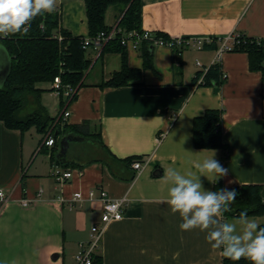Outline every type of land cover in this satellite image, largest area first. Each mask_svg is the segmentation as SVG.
I'll list each match as a JSON object with an SVG mask.
<instances>
[{
    "label": "crops",
    "instance_id": "obj_1",
    "mask_svg": "<svg viewBox=\"0 0 264 264\" xmlns=\"http://www.w3.org/2000/svg\"><path fill=\"white\" fill-rule=\"evenodd\" d=\"M140 7L141 29L188 40L180 48L182 68L176 71L171 47L153 45V68L143 69L139 80L99 86L120 69L121 54L104 52L99 57L100 50L88 45L91 63L84 84L67 105L65 122L91 121L112 155L147 157L146 165L139 172L131 166L119 168V176L100 160L65 167L64 161L52 159L50 146L38 149L42 132L37 130L33 141L25 134L28 129L21 132L0 121V188L9 195L0 201V264H73L78 242L87 241L92 223L100 220L99 189L110 198L127 197L123 216L106 223L95 251L102 264H224L205 232L180 230L179 214L162 202L169 187L164 174L169 168L197 173L195 165L215 152L214 158L229 170L218 181L221 187L264 184V75L249 69L245 52L228 50L219 61L221 84L204 85L202 75L194 81L197 72L215 62L216 48L228 35L264 38V0H141ZM56 11L62 28L88 36L84 0H58ZM116 21V9L108 17L106 11V24ZM196 37L203 39L201 48L192 44ZM126 52L128 65L142 68L139 48L127 47ZM9 65L10 56L0 43V84ZM39 86L51 88L50 83ZM59 102L52 89L40 95L50 116L58 115ZM207 108L223 111L226 157L222 148L193 144V118ZM160 132L164 136L158 139ZM55 163L81 167L82 174L74 171L59 183L50 173ZM131 171L135 175L128 178ZM201 181L214 191L207 178ZM90 189L95 196H89ZM74 195L81 200L70 208ZM238 218L223 216L227 222ZM248 218L264 223V213Z\"/></svg>",
    "mask_w": 264,
    "mask_h": 264
},
{
    "label": "trees",
    "instance_id": "obj_2",
    "mask_svg": "<svg viewBox=\"0 0 264 264\" xmlns=\"http://www.w3.org/2000/svg\"><path fill=\"white\" fill-rule=\"evenodd\" d=\"M88 36L95 37L102 30H108L112 25L105 22V14L110 6L117 11V36L107 41L101 48L99 57L104 52H119L121 54V67L112 75L101 80L99 86H123L137 81L142 76V70L153 68L152 45L142 40L139 45V52L142 58V68L130 67L127 62L126 47L120 43V36L132 30H140V6L141 0H84ZM115 23V24H116ZM60 33L59 40L56 34ZM157 35L168 39L163 32H156ZM237 40L231 41L232 51H242L247 54L248 67L250 70H259L264 75V38L248 37L237 33ZM82 35L72 33L60 26V13L55 11L51 14L38 16L32 22L31 31L27 36H10L7 39H0L10 56L8 73L0 86V121L8 128L19 129L21 132L35 126L36 129L44 132L52 127L51 133L54 143L51 146V157L56 162L64 161L66 166H81L92 160L105 162L115 175L119 176V168L129 169L131 162L140 158L139 156H128L116 158L102 143L98 125L89 120L77 124L62 123L55 116H50L47 109L40 103V95L45 90L39 83H51L56 75L60 76L62 87L59 90V112L62 109L63 87L72 86L75 91L71 100L75 97L77 88L84 84L85 72L90 66V59L86 56L87 45H84ZM173 62L176 71H180L183 59L178 48L173 47ZM202 75V84L219 85L224 80L219 62L211 64L203 73H196L194 81ZM53 90V89H52ZM32 103L33 109L24 112L27 103ZM58 112V113H59ZM222 109L207 108L200 115L193 118V144L197 148H222L223 157L228 155V146L222 134ZM68 133L82 136L80 140L70 142L66 153L59 157L60 138ZM63 165V167H64ZM118 172V174H117ZM134 171L128 174L133 178ZM221 187L219 182L215 183L213 190ZM236 189L238 195L231 211L224 213V217L238 216L241 211L248 215H259L264 213V184H245L231 187ZM264 227V223L260 224ZM224 264H251L247 259L231 261L224 258ZM91 264H102L101 255L93 253Z\"/></svg>",
    "mask_w": 264,
    "mask_h": 264
},
{
    "label": "clouds",
    "instance_id": "obj_3",
    "mask_svg": "<svg viewBox=\"0 0 264 264\" xmlns=\"http://www.w3.org/2000/svg\"><path fill=\"white\" fill-rule=\"evenodd\" d=\"M57 6L58 0H0V39L27 36L35 18L55 12ZM214 157L212 152L195 165L198 174L167 169L164 179L169 187L162 202L168 204L172 214H179L182 232L194 229L205 232L207 243L212 249L220 250L222 257L234 262L243 258L251 264H264V227L250 220L246 211H241L234 222L223 219L236 200V189L222 187L211 191L203 187L201 177L215 184L228 175L229 170Z\"/></svg>",
    "mask_w": 264,
    "mask_h": 264
},
{
    "label": "built area",
    "instance_id": "obj_4",
    "mask_svg": "<svg viewBox=\"0 0 264 264\" xmlns=\"http://www.w3.org/2000/svg\"><path fill=\"white\" fill-rule=\"evenodd\" d=\"M119 28L117 27V23L113 24L111 28L108 30H102L95 37H86L84 39V45H92L96 49L101 50L102 46L109 40L114 39L117 36ZM56 37L60 40L62 38L60 33L56 34ZM238 34H230L225 37L218 47L216 48V53L214 57L215 62H219L221 60L222 54L225 51L230 50L231 48V41L237 40ZM120 43L127 47L138 48L142 40L148 41L152 46L153 45H166L171 48L175 47L180 50L183 44L187 43L188 40L183 37H168V39H164L162 36L157 35L153 31H148L144 29L140 30H132L124 35L120 36ZM192 44H194L197 48H201L203 44L202 38H194ZM199 64V62H197ZM51 88L54 92L59 94V90L62 87L60 76L56 75L52 82L50 83ZM75 89L70 85H65L63 87V108L60 110L58 115L56 116V121L59 120L62 123H65L66 118L68 117L69 111L67 109V105L72 98ZM52 127L48 128L43 136L38 149L42 145L52 146L54 143V138L51 133ZM164 136V132L158 133V139H161ZM147 163V157H140L136 158L131 162V167L135 169V171L139 172ZM77 172L78 174H82L81 167L73 168H64L63 166L55 163L51 167V175L55 181L59 183H63L70 179L73 173ZM89 196H95V191L90 189ZM9 195L0 188V201H6ZM98 199L102 202V211L100 214V220L95 221L92 223L90 230V237L87 241H80L78 242L77 251L74 256V263L73 264H91L92 255L95 253L97 247L99 246V242L104 230V227L107 222L111 220L120 219L123 216L124 206L127 204V197L121 196L119 198H110L107 193L103 189H99ZM81 199L79 196L74 195L69 200V207L72 208L73 206L78 205V202ZM26 203L27 200L24 199Z\"/></svg>",
    "mask_w": 264,
    "mask_h": 264
},
{
    "label": "water",
    "instance_id": "obj_5",
    "mask_svg": "<svg viewBox=\"0 0 264 264\" xmlns=\"http://www.w3.org/2000/svg\"><path fill=\"white\" fill-rule=\"evenodd\" d=\"M10 66V65H9ZM9 70V68H8ZM8 70H7V73H8ZM6 73V75H7ZM6 77V76H5ZM5 79V78H4ZM4 81V80H3ZM3 84V83H2ZM0 84V86L2 85ZM83 137L82 136H79V135H74V134H71V133H68L64 136H62L60 138V143H59V149H58V153L57 155L59 157L62 156V154H64V152L66 151L67 147L69 146V142L72 141V140H78V139H82Z\"/></svg>",
    "mask_w": 264,
    "mask_h": 264
},
{
    "label": "rangeland",
    "instance_id": "obj_6",
    "mask_svg": "<svg viewBox=\"0 0 264 264\" xmlns=\"http://www.w3.org/2000/svg\"><path fill=\"white\" fill-rule=\"evenodd\" d=\"M114 6H110L108 9H107V17L112 13V11H114ZM111 17V16H110ZM44 83H39L38 85H43ZM49 108V105L47 106ZM33 109V105L32 103H27L26 106L24 107V112H29L30 110ZM56 122V119L54 121V123ZM26 135H32L33 136V141H35L37 138H38V132H37V129L35 126H31L26 132H25Z\"/></svg>",
    "mask_w": 264,
    "mask_h": 264
}]
</instances>
